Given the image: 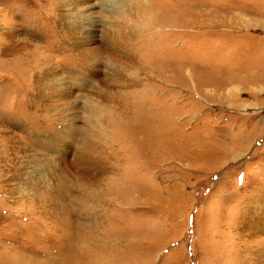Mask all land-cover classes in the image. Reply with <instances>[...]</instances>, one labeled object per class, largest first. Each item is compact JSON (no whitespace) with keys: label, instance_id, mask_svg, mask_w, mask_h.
I'll use <instances>...</instances> for the list:
<instances>
[{"label":"rangeland","instance_id":"obj_1","mask_svg":"<svg viewBox=\"0 0 264 264\" xmlns=\"http://www.w3.org/2000/svg\"><path fill=\"white\" fill-rule=\"evenodd\" d=\"M58 6L0 0V264H264V0Z\"/></svg>","mask_w":264,"mask_h":264},{"label":"bare ground","instance_id":"obj_2","mask_svg":"<svg viewBox=\"0 0 264 264\" xmlns=\"http://www.w3.org/2000/svg\"><path fill=\"white\" fill-rule=\"evenodd\" d=\"M80 1L85 0H59L58 9L61 12L60 23L66 29L68 35L73 39H80V41H76L75 46L81 61H86L92 53L84 49L83 46L88 44L91 39V34L93 33L91 28L94 23L91 21L90 17L91 14L94 13L93 10H95V7L88 6L81 9ZM72 15H75L78 19H80L78 25H74V23H72ZM68 82L69 81H67L62 75L57 74L56 68L49 67L47 71H45V75H38L35 78L34 88L38 95L37 97L35 95V97L32 98L37 107L42 104L41 108L44 111L51 113L52 117L56 121L61 122V125L65 129L69 126V124L74 122L75 117L72 116V112H74L77 107L75 102L68 100L67 93L70 89ZM59 165L61 164H58V168L60 167Z\"/></svg>","mask_w":264,"mask_h":264}]
</instances>
